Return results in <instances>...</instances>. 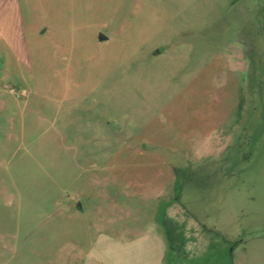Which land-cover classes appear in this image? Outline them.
Returning a JSON list of instances; mask_svg holds the SVG:
<instances>
[{
	"label": "rangeland",
	"instance_id": "rangeland-1",
	"mask_svg": "<svg viewBox=\"0 0 264 264\" xmlns=\"http://www.w3.org/2000/svg\"><path fill=\"white\" fill-rule=\"evenodd\" d=\"M19 3L0 264H264V0Z\"/></svg>",
	"mask_w": 264,
	"mask_h": 264
},
{
	"label": "crops",
	"instance_id": "crops-1",
	"mask_svg": "<svg viewBox=\"0 0 264 264\" xmlns=\"http://www.w3.org/2000/svg\"><path fill=\"white\" fill-rule=\"evenodd\" d=\"M19 4V0H0V46L6 42L14 52L17 51L16 43H22L23 37L18 17Z\"/></svg>",
	"mask_w": 264,
	"mask_h": 264
},
{
	"label": "water",
	"instance_id": "water-1",
	"mask_svg": "<svg viewBox=\"0 0 264 264\" xmlns=\"http://www.w3.org/2000/svg\"><path fill=\"white\" fill-rule=\"evenodd\" d=\"M104 39H106L104 36H100V40H104Z\"/></svg>",
	"mask_w": 264,
	"mask_h": 264
},
{
	"label": "trees",
	"instance_id": "trees-1",
	"mask_svg": "<svg viewBox=\"0 0 264 264\" xmlns=\"http://www.w3.org/2000/svg\"><path fill=\"white\" fill-rule=\"evenodd\" d=\"M167 259H168V254H167ZM166 262H167V260H166Z\"/></svg>",
	"mask_w": 264,
	"mask_h": 264
},
{
	"label": "built area",
	"instance_id": "built-area-1",
	"mask_svg": "<svg viewBox=\"0 0 264 264\" xmlns=\"http://www.w3.org/2000/svg\"><path fill=\"white\" fill-rule=\"evenodd\" d=\"M14 93V91H12Z\"/></svg>",
	"mask_w": 264,
	"mask_h": 264
}]
</instances>
